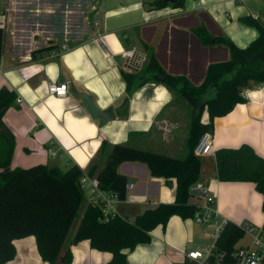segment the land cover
Listing matches in <instances>:
<instances>
[{"label":"crops","instance_id":"0c3cea01","mask_svg":"<svg viewBox=\"0 0 264 264\" xmlns=\"http://www.w3.org/2000/svg\"><path fill=\"white\" fill-rule=\"evenodd\" d=\"M153 1L0 0V88L17 95L2 118L15 142L11 169L46 165L65 171L77 165L85 173L90 168L98 173L115 145L170 158H177L170 155L174 151L186 154L194 111L179 134V107L184 104L174 105L177 93L144 81L128 95L122 73H134L124 67L121 53L135 48L148 56L150 51L167 74L198 87L208 66L228 61L229 51L203 45L193 30L203 26L211 36L246 48L258 32L242 19L264 27V0H184L182 8L148 10L146 4ZM58 82L67 84L63 98L48 93V86ZM210 91L206 98L213 95L214 89ZM82 93L99 110L112 107L115 119L99 125L84 108ZM241 96L243 103L213 118L207 132L212 153L202 157L206 165L197 182L210 189L217 214L236 225L255 219L251 197L255 192L262 205V196L252 183L218 181L215 156L247 145L264 159V83L250 81ZM200 123H210L206 107ZM117 172L131 186L114 206L119 217L133 222L145 210L174 202V181L151 176L146 165L122 163ZM189 203L196 205L197 198ZM77 228L55 264H63L67 252L69 264H108L110 253L92 249L88 240L71 242ZM150 236L149 243L126 251L125 264H185L186 253L207 248L203 227L194 218L173 216ZM13 244L15 256L5 264H51L42 260L33 236Z\"/></svg>","mask_w":264,"mask_h":264},{"label":"trees","instance_id":"16d2710c","mask_svg":"<svg viewBox=\"0 0 264 264\" xmlns=\"http://www.w3.org/2000/svg\"><path fill=\"white\" fill-rule=\"evenodd\" d=\"M183 4L184 0L173 3L155 0L146 4V8H182ZM242 21L258 32L257 38L246 48L236 47L226 37L211 36L203 26L193 30L203 45H222L229 51L228 61L208 66L205 78L198 87L189 86L183 77L167 74L150 51L146 64L137 73H122L128 95L141 82L155 81L169 91L181 94L190 105L195 106L186 154L177 159L115 145L105 167L98 173L90 168L86 174L96 177L102 190L116 193L119 201H123L128 182L117 169L122 163H141L146 165L151 176L174 181L175 199L171 204H160L145 210L133 222L118 215L103 222L101 209L87 205L72 243L88 240L92 249L111 254L108 264H125L126 251L149 243L150 233L155 227L165 226L173 216L183 219L194 217L197 208L189 203V189L198 182L201 173V161L194 155V147L203 134L211 131L213 118L228 114L237 104L245 101L241 91L250 81L264 83V27L251 18H243ZM144 48L148 49L146 45ZM2 52L0 44V59ZM210 89H214L213 95L204 99L211 92ZM16 101L15 92L6 87L0 88V264L14 258V240L29 236L36 239L42 260L55 264L84 201L79 180L85 172L77 165L65 171L46 165L10 168L15 142L2 118ZM205 107L210 119L208 125L200 123V115ZM215 161L218 181L255 185V190L262 196L264 212V159L251 147L242 145L238 149L218 151ZM242 236L238 225L227 221L216 242L217 251L229 252ZM70 260L71 255L67 252L63 264H69Z\"/></svg>","mask_w":264,"mask_h":264},{"label":"built area","instance_id":"2783aa9c","mask_svg":"<svg viewBox=\"0 0 264 264\" xmlns=\"http://www.w3.org/2000/svg\"><path fill=\"white\" fill-rule=\"evenodd\" d=\"M124 67L133 73H137L147 62L145 53L133 48L121 53ZM48 93L57 98H63L67 94V84L58 82L48 86ZM193 153L196 157L202 158L212 153V136L210 133L203 134ZM79 188L87 193V205L101 209V221L108 222L114 217V206L119 201L116 193L104 191L96 177H90L84 173L79 180ZM131 188V186L126 187ZM191 197L197 198V213L194 215L196 223L203 227V235L211 240L210 247L199 251L185 254V264H264V224L260 227L248 222L238 224L243 232L242 238L229 252L217 251L216 242L221 235L227 220L219 216L214 209L215 200L208 186L198 185L197 182L189 189ZM248 238L246 243L240 241Z\"/></svg>","mask_w":264,"mask_h":264},{"label":"rangeland","instance_id":"374dc122","mask_svg":"<svg viewBox=\"0 0 264 264\" xmlns=\"http://www.w3.org/2000/svg\"><path fill=\"white\" fill-rule=\"evenodd\" d=\"M176 95V94H175ZM179 97V98H178ZM206 98V96H205ZM204 98V99H205ZM184 98L181 96V94H177L176 95V101L174 103V105H178V104H184L183 107H179V111H181V117L179 118L181 122V125L179 127V134L183 133L184 132V127H185V130H186V126H187V121H188V118H190L192 116V112L195 110V106H190L188 105L185 100H183ZM203 99V100H204ZM182 104V105H183ZM189 116V117H188ZM184 146V149H185V144L183 145ZM170 155H174V157H177L179 159H181L183 156L182 155H185V151L182 153V152H179V151H174L173 154L171 153ZM200 161H201V166L202 165H206V163L204 162V158H199ZM207 160V159H205ZM210 163V162H209ZM210 165V164H209ZM86 202H87V193H84V201L82 202L79 210H78V213L76 215V218L74 219L72 225H71V228L68 232V236L67 238H70L72 236V234L74 233V230L78 227V224L81 220V217H82V214L85 210V206H86ZM251 202L255 204V207H256V210H255V219L250 222V224L254 225V226H257V227H260L264 224V212L262 211V205H261V198L259 195L255 194V192H253V195L251 197ZM200 236L202 235V230H201V233H199ZM202 240H204L202 238ZM248 241V238H244V240L240 241V244H243V243H246ZM206 242V245L207 247H210L211 244H212V241L211 240H207V241H204Z\"/></svg>","mask_w":264,"mask_h":264},{"label":"water","instance_id":"95a60500","mask_svg":"<svg viewBox=\"0 0 264 264\" xmlns=\"http://www.w3.org/2000/svg\"><path fill=\"white\" fill-rule=\"evenodd\" d=\"M170 3L175 2V0H167ZM141 78L140 80H142ZM80 97L83 101V106L88 112L89 116L99 122V125H105L110 121L115 119V110L111 107L106 110H99L94 102L92 101L91 97L87 94H80ZM127 99H125V103H127Z\"/></svg>","mask_w":264,"mask_h":264}]
</instances>
